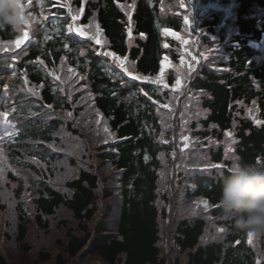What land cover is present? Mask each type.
Returning a JSON list of instances; mask_svg holds the SVG:
<instances>
[{
    "label": "trees",
    "instance_id": "16d2710c",
    "mask_svg": "<svg viewBox=\"0 0 264 264\" xmlns=\"http://www.w3.org/2000/svg\"><path fill=\"white\" fill-rule=\"evenodd\" d=\"M199 1L218 31L202 36L207 65L178 101L122 76L110 50L132 74L188 76V0H73L78 28L105 27L104 56L57 0L31 1L35 38L13 51L24 26L15 0H0V264H264V40L248 45L264 0H236L228 15ZM168 26L184 36L167 38ZM254 96L260 123L246 112ZM152 97L180 108L176 140L172 110ZM106 134L128 137L114 148Z\"/></svg>",
    "mask_w": 264,
    "mask_h": 264
}]
</instances>
